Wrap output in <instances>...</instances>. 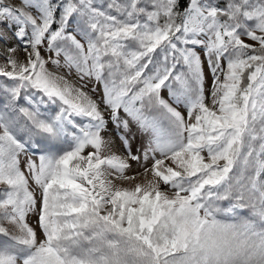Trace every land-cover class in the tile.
Here are the masks:
<instances>
[{
    "label": "snow or ice",
    "instance_id": "1",
    "mask_svg": "<svg viewBox=\"0 0 264 264\" xmlns=\"http://www.w3.org/2000/svg\"><path fill=\"white\" fill-rule=\"evenodd\" d=\"M0 42V264H264V0H0Z\"/></svg>",
    "mask_w": 264,
    "mask_h": 264
},
{
    "label": "rangeland",
    "instance_id": "2",
    "mask_svg": "<svg viewBox=\"0 0 264 264\" xmlns=\"http://www.w3.org/2000/svg\"><path fill=\"white\" fill-rule=\"evenodd\" d=\"M11 43H16V41L13 40ZM5 48H6V46L2 42H0V52H3L5 50ZM20 55H21V58H23V53L22 52H21ZM4 62L5 61H4L3 56L0 55V64H3ZM205 72L207 73V65H205ZM207 83H208V85L211 84V77H210V75L208 76ZM136 182H141V181H136ZM122 186H124V187H133L134 186V183L133 184H127V183H125ZM31 222L34 223V219Z\"/></svg>",
    "mask_w": 264,
    "mask_h": 264
}]
</instances>
